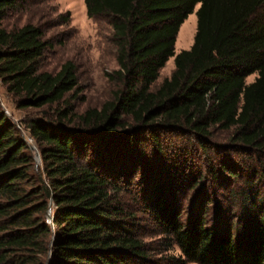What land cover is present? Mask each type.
<instances>
[{"label": "trees", "instance_id": "16d2710c", "mask_svg": "<svg viewBox=\"0 0 264 264\" xmlns=\"http://www.w3.org/2000/svg\"><path fill=\"white\" fill-rule=\"evenodd\" d=\"M30 1L0 0V86L45 113L20 121L42 167L0 104V264H264V0H85L89 19L108 20L118 70L111 100L82 115L65 100L74 65L41 66L55 25L9 29ZM215 130L229 137L223 158L210 157ZM159 133L195 144L166 151Z\"/></svg>", "mask_w": 264, "mask_h": 264}, {"label": "rangeland", "instance_id": "374dc122", "mask_svg": "<svg viewBox=\"0 0 264 264\" xmlns=\"http://www.w3.org/2000/svg\"><path fill=\"white\" fill-rule=\"evenodd\" d=\"M29 10L27 12H16L8 21L9 29L11 27L21 28L25 24L40 23L42 25H55L47 31V37L51 38L54 47L48 50L44 56L41 66L46 72L57 73L62 65L66 62H71L77 75V90L70 92L65 97L68 105L71 106L75 115H82L88 109H100L103 103L111 100L112 93L116 90L113 82L110 81L108 75H112L118 70L116 65V50L114 47L112 32L108 20L105 17L89 19L86 15L85 0H32L30 1ZM198 6L190 14L188 19L182 24L180 32L175 42V54L191 49L194 36L196 34L197 16L196 10ZM69 15V20L65 21L61 17ZM61 41L58 44L57 41ZM173 58H170L160 71L159 77L156 80L155 88L159 87L163 80L169 79L174 72ZM256 75H251L246 78L245 83L250 84L254 81ZM14 98L8 96L6 90L0 86V104L7 116L23 130V135L30 147H35L33 151L34 160L35 154L38 153L36 143L31 140L28 131L24 124L20 121H28L31 118H43L44 112L39 110H18L14 103ZM66 105H58L53 108L45 109L47 113L52 115L55 109H64ZM160 134L163 147L170 151L172 148L181 147L184 144H192L194 139L183 137L177 134ZM146 144L149 145V139L143 135ZM146 137V138H145ZM213 140H211L210 148L215 146L220 147L218 154L212 151L210 157L223 158L228 153L224 151L223 146L229 145L228 136L222 132L215 130L213 132ZM39 154V153H38ZM194 160L198 167H204L203 156L200 153H194ZM40 160V157H39ZM35 167H42L41 160H35ZM196 170V169H194ZM137 182L132 186L134 190L139 188L142 183L141 177L136 178ZM144 188V186H143ZM128 199L127 197L125 198ZM135 203L132 199L127 201V204L134 207ZM184 210L188 211V205L184 206ZM213 214V213H212ZM145 218L142 214L139 216ZM146 241H156L152 238L145 239ZM179 253L178 249L174 250V254Z\"/></svg>", "mask_w": 264, "mask_h": 264}, {"label": "water", "instance_id": "95a60500", "mask_svg": "<svg viewBox=\"0 0 264 264\" xmlns=\"http://www.w3.org/2000/svg\"><path fill=\"white\" fill-rule=\"evenodd\" d=\"M31 149L32 150H35V147L32 146ZM35 160H37V162H40V160H39V154L38 153L35 154ZM48 213H49L48 214V221H49L50 224H52V216H51V213L50 212H48Z\"/></svg>", "mask_w": 264, "mask_h": 264}]
</instances>
